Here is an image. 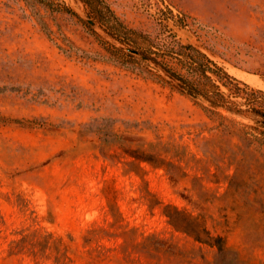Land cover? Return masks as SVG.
I'll return each instance as SVG.
<instances>
[{"label": "rangeland", "instance_id": "1", "mask_svg": "<svg viewBox=\"0 0 264 264\" xmlns=\"http://www.w3.org/2000/svg\"><path fill=\"white\" fill-rule=\"evenodd\" d=\"M106 1L119 22L82 0H0V264H215L173 226L192 218L237 253L218 264H264V157L237 137L253 122L222 110L223 129L80 16L179 73L182 56L153 53L175 35L264 91V0ZM101 120L171 164L130 171Z\"/></svg>", "mask_w": 264, "mask_h": 264}, {"label": "trees", "instance_id": "2", "mask_svg": "<svg viewBox=\"0 0 264 264\" xmlns=\"http://www.w3.org/2000/svg\"><path fill=\"white\" fill-rule=\"evenodd\" d=\"M34 1L49 6L47 3L49 0ZM82 1L93 8L106 22H119L118 17L106 0ZM39 24L47 35L51 33V29L44 21L39 19ZM157 48L158 51H153L157 56L166 57L178 55L184 58V63L180 67L181 72L176 73L162 64L157 58H153L145 53L148 57L165 67L176 78L177 84L180 86V88H176L181 93L199 104L210 118L219 119L221 121L219 125L223 129L229 130L230 125L224 123L227 119L221 113L222 110L233 116L253 120L254 127H248L242 124L237 133V137L248 149L253 147L256 152L264 157V91L250 88L247 84L235 79L221 67L217 66L204 52L192 45L182 44L175 35L174 37L172 35L167 41L161 42ZM75 50L79 49L75 48ZM114 51L134 56L119 48H114ZM96 57L103 60H111V57L104 54H97ZM238 99L241 100L239 101ZM101 121L96 126L95 132L100 135L103 144L118 147L122 150L128 158L126 165H128L130 171L137 172V170L143 168L144 164L152 167L171 164L162 157L161 153L156 151L149 152L141 145L136 148L130 147L127 144L132 139L127 136L123 137L118 135L113 131V128L107 125V122L106 124L104 123L105 120ZM230 123L235 124L232 121ZM245 128L255 130V133H247L245 132ZM132 166H135L137 169H134L135 167L132 168ZM175 212L179 214V211ZM173 226L190 234L200 243L215 246L218 254L215 264L225 259L227 261H235L236 259V262L238 261L239 263L237 253L226 246L224 239L220 236L214 237L210 235L205 227L195 218H192L191 222L187 223L185 227L178 226L174 221Z\"/></svg>", "mask_w": 264, "mask_h": 264}, {"label": "water", "instance_id": "3", "mask_svg": "<svg viewBox=\"0 0 264 264\" xmlns=\"http://www.w3.org/2000/svg\"><path fill=\"white\" fill-rule=\"evenodd\" d=\"M80 16L83 18V20L93 29L95 30L100 36H102L104 39L108 40L109 42L116 45L119 49L125 51L126 53H129L131 55L137 56L146 62L153 65L156 69L162 72L164 76H166L169 81L177 88H180V86L177 84L176 78L161 64L153 60L152 58L148 57L145 53L138 51L137 49H134L128 45H125L124 43L117 40L114 36H112L108 31H106L96 20L92 18V16L87 12H80ZM251 120V119H250ZM253 122V120H251Z\"/></svg>", "mask_w": 264, "mask_h": 264}, {"label": "bare ground", "instance_id": "4", "mask_svg": "<svg viewBox=\"0 0 264 264\" xmlns=\"http://www.w3.org/2000/svg\"><path fill=\"white\" fill-rule=\"evenodd\" d=\"M233 74L237 77H239L240 79L249 82V83H256L257 79L255 76H252L248 73L245 72H241V71H236V70H232Z\"/></svg>", "mask_w": 264, "mask_h": 264}]
</instances>
